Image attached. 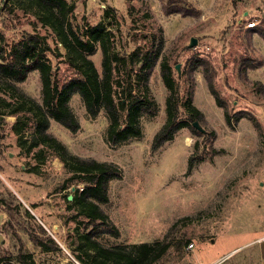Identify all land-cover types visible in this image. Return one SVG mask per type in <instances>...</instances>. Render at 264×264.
<instances>
[{
	"label": "rangeland",
	"instance_id": "rangeland-1",
	"mask_svg": "<svg viewBox=\"0 0 264 264\" xmlns=\"http://www.w3.org/2000/svg\"><path fill=\"white\" fill-rule=\"evenodd\" d=\"M67 1L72 9L66 18L80 31L103 21L111 32L108 45L120 56L147 49L159 35L164 40L148 82L158 110L141 116L140 137L109 145L104 110L91 116L78 93L69 100L80 124L76 132L49 120L47 131L71 153L113 162L122 171L120 178L109 181L108 202L99 204L119 234L98 232L93 237L106 246L154 241L189 216L178 222L174 235L177 241L190 239L192 247L171 248L154 264H264L260 244L253 241L264 233V37L258 32L264 29V0ZM251 21L255 24L248 27ZM26 32L46 37L47 56L59 80L75 75L66 62V49L40 21L35 6L0 0L3 47L8 49ZM163 56L178 86L179 119H186L191 90L192 103L206 122L203 128L214 134L197 135L184 126L153 150V135L167 117L168 91L160 75ZM196 56L209 61L220 104L203 67L187 71ZM90 58L101 72L100 47ZM126 71L121 69L122 76L130 74ZM15 84L41 102L38 71ZM1 87L0 255L14 260L22 249L31 254L32 264H88L83 250H93L83 236L92 227L74 200L84 183L49 148L33 145L29 114ZM195 144L205 152L187 172ZM34 234L51 237L59 248L43 250L30 240Z\"/></svg>",
	"mask_w": 264,
	"mask_h": 264
},
{
	"label": "trees",
	"instance_id": "trees-1",
	"mask_svg": "<svg viewBox=\"0 0 264 264\" xmlns=\"http://www.w3.org/2000/svg\"><path fill=\"white\" fill-rule=\"evenodd\" d=\"M27 1L36 8L40 21L52 28L54 34L66 49V62L74 69L75 75L61 81L53 70L47 56L49 46L46 37L37 32H26L17 41L3 47V34L0 33V84L4 93L19 103L21 109L29 114L32 129L33 145L41 144L54 152L68 170L79 176L84 186L77 189L74 200L80 214L87 218V225L92 231L83 237L87 246L93 250L90 254L83 250L82 257L88 264H154L171 248L178 249L191 243L190 239L176 240L175 231L179 221L190 219L185 216L175 221L161 239L145 241L129 245L106 246L99 243L93 236L108 233L117 236L119 231L100 203L109 200L108 184L114 178H120V167L108 161H98L71 153L66 146L47 131L49 120L53 119L71 132H76L80 124L69 106V100L78 93L86 111L95 116L103 109L108 126L106 141L115 146L142 135L140 118L142 115L153 116L158 110V104L150 90L149 78L153 67L161 56L163 36L159 35L147 49H139L119 55L110 49L108 39L111 34L103 21L87 25L80 31L66 18V13L72 9L67 0H17ZM252 29V28H251ZM264 37V29L258 30ZM100 47L101 72L97 70L90 56ZM203 67L204 77L210 92L220 104L221 100L215 92L211 65L204 57H192L187 65L191 72L198 66ZM125 72H121V69ZM36 70L41 81V102L28 96L15 84L25 80L29 72ZM122 73V74H121ZM160 75L167 88L165 99L166 120L155 132L151 141V149L156 150L166 141L173 139L175 133L187 126L192 133L202 136H213V131L207 132L203 127L206 122L202 112L192 103V93L185 102L186 119L180 120L178 86L173 77L169 60L163 56L160 61ZM27 104V105H25ZM14 112V111H11ZM227 121L229 114L225 111ZM198 121L203 130L192 125ZM211 151H216L210 145ZM199 152L195 144V152L187 160V172H190L204 154ZM44 231V230H43ZM30 240L43 250H57L59 247L51 237H40L36 234ZM189 242V243H188ZM32 264L29 252L19 250L14 260L8 255H0V264Z\"/></svg>",
	"mask_w": 264,
	"mask_h": 264
},
{
	"label": "crops",
	"instance_id": "crops-1",
	"mask_svg": "<svg viewBox=\"0 0 264 264\" xmlns=\"http://www.w3.org/2000/svg\"><path fill=\"white\" fill-rule=\"evenodd\" d=\"M253 241H257L260 244V253L264 257V233Z\"/></svg>",
	"mask_w": 264,
	"mask_h": 264
},
{
	"label": "water",
	"instance_id": "water-1",
	"mask_svg": "<svg viewBox=\"0 0 264 264\" xmlns=\"http://www.w3.org/2000/svg\"><path fill=\"white\" fill-rule=\"evenodd\" d=\"M192 125H193L194 127H196L197 129H199V130H203V128L199 125L198 121H193V122H192ZM72 189L74 190L75 187L72 186ZM69 198H70V196H69Z\"/></svg>",
	"mask_w": 264,
	"mask_h": 264
},
{
	"label": "built area",
	"instance_id": "built-area-1",
	"mask_svg": "<svg viewBox=\"0 0 264 264\" xmlns=\"http://www.w3.org/2000/svg\"><path fill=\"white\" fill-rule=\"evenodd\" d=\"M254 24H255V22L254 21H251V22H248L247 23V25H248V27H252V26H254ZM188 248H191L192 247V243H189L188 245ZM75 260V259H74ZM75 262L77 263V264H80L78 261H76L75 260Z\"/></svg>",
	"mask_w": 264,
	"mask_h": 264
}]
</instances>
